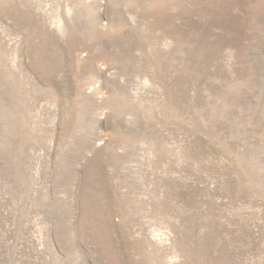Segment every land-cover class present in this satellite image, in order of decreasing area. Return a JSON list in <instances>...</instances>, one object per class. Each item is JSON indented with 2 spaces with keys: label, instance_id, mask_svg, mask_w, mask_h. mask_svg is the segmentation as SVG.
<instances>
[{
  "label": "rangeland",
  "instance_id": "obj_1",
  "mask_svg": "<svg viewBox=\"0 0 264 264\" xmlns=\"http://www.w3.org/2000/svg\"><path fill=\"white\" fill-rule=\"evenodd\" d=\"M0 264H264V0H0Z\"/></svg>",
  "mask_w": 264,
  "mask_h": 264
}]
</instances>
